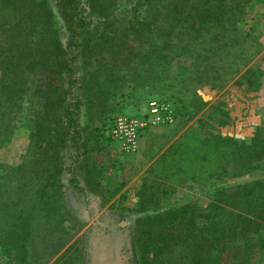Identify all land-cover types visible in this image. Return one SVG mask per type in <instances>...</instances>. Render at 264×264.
<instances>
[{
	"label": "rangeland",
	"instance_id": "obj_1",
	"mask_svg": "<svg viewBox=\"0 0 264 264\" xmlns=\"http://www.w3.org/2000/svg\"><path fill=\"white\" fill-rule=\"evenodd\" d=\"M67 3L0 0V264H83L96 223L120 232V264H238L223 207L207 215L264 180L249 152L264 127V0H76L78 39ZM142 118L129 142L113 132ZM257 249L250 264H264Z\"/></svg>",
	"mask_w": 264,
	"mask_h": 264
},
{
	"label": "trees",
	"instance_id": "obj_2",
	"mask_svg": "<svg viewBox=\"0 0 264 264\" xmlns=\"http://www.w3.org/2000/svg\"><path fill=\"white\" fill-rule=\"evenodd\" d=\"M76 0H69L68 9L74 14L77 27L76 39L79 38L85 25L84 16L76 10ZM74 60L68 57L65 61V73L68 75V99L66 103V130L71 134L72 145L69 156L82 154V130L79 127V79L73 74ZM226 141V140H225ZM252 152L256 159L264 157V127L258 128L251 139ZM252 158V156H251ZM257 166V165H256ZM255 166V167H256ZM253 167V169L255 168ZM258 166L255 168L257 169ZM221 194L223 192H220ZM220 195V194H219ZM223 203V206L220 205ZM224 209L225 220L222 222V232L225 236V247L229 242H237L238 264H250L255 259L258 247H264V180L253 181L235 189L223 197H216L208 206L209 215L217 209ZM216 225V224H214Z\"/></svg>",
	"mask_w": 264,
	"mask_h": 264
},
{
	"label": "flooded vegetation",
	"instance_id": "obj_3",
	"mask_svg": "<svg viewBox=\"0 0 264 264\" xmlns=\"http://www.w3.org/2000/svg\"><path fill=\"white\" fill-rule=\"evenodd\" d=\"M78 191L84 192L78 187ZM121 227V226H120ZM120 232L108 226L93 225L85 236L82 250L83 264H120Z\"/></svg>",
	"mask_w": 264,
	"mask_h": 264
},
{
	"label": "built area",
	"instance_id": "obj_4",
	"mask_svg": "<svg viewBox=\"0 0 264 264\" xmlns=\"http://www.w3.org/2000/svg\"><path fill=\"white\" fill-rule=\"evenodd\" d=\"M147 110L150 122L156 123L160 117H159V110L160 107L157 104L156 101L151 100L147 104ZM146 121L144 118L140 120L135 119H129L122 121L121 119H117L116 121V129L113 132H116L117 129L120 131V135H117L119 138L124 139L126 142H129L131 140V137H134V135L137 133L139 129H142L146 126ZM123 131V132H122Z\"/></svg>",
	"mask_w": 264,
	"mask_h": 264
}]
</instances>
